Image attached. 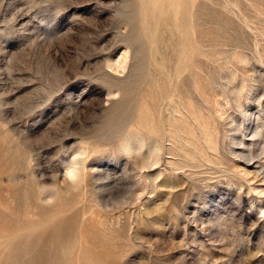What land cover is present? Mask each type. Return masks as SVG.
<instances>
[{"label": "rangeland", "instance_id": "obj_1", "mask_svg": "<svg viewBox=\"0 0 264 264\" xmlns=\"http://www.w3.org/2000/svg\"><path fill=\"white\" fill-rule=\"evenodd\" d=\"M145 1L0 0V264L47 226L32 192L113 264H264V0Z\"/></svg>", "mask_w": 264, "mask_h": 264}, {"label": "bare ground", "instance_id": "obj_2", "mask_svg": "<svg viewBox=\"0 0 264 264\" xmlns=\"http://www.w3.org/2000/svg\"><path fill=\"white\" fill-rule=\"evenodd\" d=\"M165 0H146L145 1V15L148 18V21L153 20L156 18L159 8L161 5L164 4ZM170 2H175L176 0H168ZM187 18V17H186ZM190 18V17H189ZM161 20V19H160ZM182 21V20H181ZM195 22V21H194ZM185 24V23H184ZM184 24H178L175 22L174 19H168L166 21V30L162 33L163 39H168L169 41H173V55L175 57L174 62L172 64L173 67L179 68L183 53L186 51V48L184 47L186 43V25ZM190 24V23H189ZM188 24V25H189ZM187 25V26H188ZM194 27V25H192ZM195 28V27H194ZM151 29H153L151 27ZM157 31V30H156ZM161 33V32H160ZM159 36V35H158ZM161 36V34H160ZM186 37V38H185ZM163 42V41H162ZM165 44V42H163ZM154 44V42H153ZM170 45V44H169ZM171 46V45H170ZM171 46V47H172ZM182 46V48H181ZM193 46V45H192ZM191 46V47H192ZM195 46V45H194ZM154 47V46H153ZM190 47V46H189ZM160 48V47H159ZM163 48V47H162ZM157 49V48H156ZM161 49V48H160ZM203 50V49H202ZM194 51V50H193ZM162 52V50H161ZM207 53V52H206ZM162 54H165L164 52ZM194 54V53H193ZM195 54H197L195 52ZM154 55V54H153ZM206 55V54H205ZM166 56V54H165ZM168 56V55H167ZM195 56V55H194ZM193 56V60L194 57ZM167 58V57H166ZM197 58V57H196ZM195 58V59H196ZM145 59V58H144ZM160 61L163 62V59L160 57ZM195 61V60H194ZM196 62V61H195ZM198 64V63H197ZM170 65V64H169ZM171 73V72H170ZM185 78V77H184ZM187 79V78H186ZM124 88V87H123ZM139 97H137L138 99ZM185 101V100H184ZM160 102V101H159ZM184 103V102H183ZM145 104V103H144ZM176 104V103H175ZM177 105V104H176ZM188 105V104H187ZM186 105V106H187ZM190 105V104H189ZM193 105V104H192ZM185 106V105H184ZM189 108V107H188ZM188 110V109H187ZM178 114V113H177ZM230 118V117H229ZM228 119V118H227ZM182 123V122H181ZM236 129V128H235ZM157 130V129H156ZM154 131V130H153ZM149 132V131H148ZM154 134V133H153ZM157 136V135H156ZM159 136V135H158ZM2 141V140H1ZM2 151V149H1ZM80 153V152H79ZM25 154V153H24ZM20 156V155H19ZM152 157V156H150ZM8 158V157H6ZM10 158V157H9ZM12 160V159H10ZM16 163V162H15ZM13 163V164H15ZM11 164V163H10ZM87 161H84L83 159L72 161L70 166L66 170V175L69 176V178L73 179L74 177H79V179H75L73 182L68 184L65 188L67 189H73L75 186L79 187L78 185H81L80 182L82 181V184L84 185V180L88 176L93 177L95 171L92 169V166L87 167ZM25 165V164H23ZM17 166V165H16ZM106 172V171H105ZM94 180V179H93ZM96 183V182H95ZM82 185V186H83ZM88 186V185H87ZM96 186V185H95ZM76 187V188H77ZM85 187V186H83ZM87 189V188H85ZM92 189V188H91ZM75 190V189H74ZM77 190V189H76ZM83 190V189H82ZM67 192L65 195L59 194V197H63L64 200L66 199V202L64 204V208L60 210V212L67 211L66 210V204L70 203L73 196H70V192ZM84 193V192H83ZM28 194V193H27ZM29 197L34 201L32 204L33 209L35 212L39 215L37 216L42 217L45 215L44 218H42L40 221L47 223V226H45L44 231L34 234L30 240L28 241L27 246L30 247V252L32 253L31 258L27 260L19 261V264H113V262L109 259V256L107 254V251L103 248V246H98L97 240L100 241V235L98 234V229H95L94 227H91L86 224L84 221L85 217H81L80 224L78 226H75L76 223V214L71 213L68 217L63 218L55 223L48 224L49 219L55 215V212L52 208H47L46 205H40L38 204L34 199V194L29 193ZM46 195V194H45ZM57 195V194H56ZM39 196V195H38ZM48 196V195H47ZM56 197V196H55ZM61 197V198H62ZM74 198V197H73ZM80 198H82L80 196ZM84 198V197H83ZM70 200V201H69ZM85 200V199H84ZM97 200V199H96ZM20 201V200H19ZM81 201V199H80ZM83 201V200H82ZM22 202V201H21ZM84 202V201H83ZM16 203V202H15ZM24 203V202H22ZM93 203V202H91ZM80 205V204H79ZM87 205V203H86ZM94 205V204H92ZM59 206V205H58ZM82 206V205H81ZM97 206V205H96ZM16 207V206H15ZM53 207V206H52ZM57 207V206H56ZM93 207V206H91ZM61 208V207H60ZM99 208V207H98ZM73 209V208H72ZM71 209V210H72ZM75 209V208H74ZM95 209V208H94ZM93 209V210H94ZM111 209V207H110ZM69 210V211H71ZM82 210V209H81ZM90 210V209H88ZM96 210V209H95ZM82 212V211H81ZM89 212V211H88ZM92 212V211H91ZM99 212V211H98ZM84 214V213H83ZM90 214V213H89ZM98 214V213H97ZM96 214V215H97ZM85 215V214H84ZM95 215V217H96ZM108 217V214H106ZM113 216L112 214H110ZM64 216V215H63ZM82 216V215H81ZM100 217L99 215H97ZM105 216V215H104ZM90 217H92L90 215ZM101 218V217H100ZM113 218V217H111ZM88 219V218H87ZM98 219V218H96ZM95 219V220H96ZM108 219V218H107ZM25 220V219H24ZM34 221V220H33ZM90 221V219H89ZM102 221V220H101ZM112 221V220H111ZM118 221V220H117ZM23 222V221H22ZM40 222V223H41ZM85 222V223H84ZM92 222V221H91ZM104 222V221H103ZM103 222H97L96 224H103ZM112 221V225H113ZM31 223V222H30ZM29 223V224H30ZM34 223V222H33ZM37 223H39L37 221ZM21 224V221H20ZM24 224V223H23ZM32 224V223H31ZM42 224V223H41ZM40 225V224H39ZM38 225V226H39ZM91 225V224H90ZM104 225V224H103ZM102 225V226H103ZM111 225V226H112ZM44 226V225H42ZM96 226V225H95ZM106 226V225H105ZM114 226V225H113ZM36 227V226H35ZM100 227V226H99ZM109 227V226H108ZM107 227V228H108ZM36 229V228H35ZM103 230V229H102ZM110 229H108L109 231ZM101 231V230H100ZM103 232V231H102ZM105 232V231H104ZM103 232V233H104ZM107 232V231H106ZM108 234V233H107ZM108 236V235H106ZM111 238V235H109ZM104 238V237H103ZM107 238V237H105ZM102 239V237H101ZM114 241V240H113ZM106 242V241H105ZM108 242V241H107ZM110 242V241H109ZM101 243V242H100ZM105 244V243H104ZM112 244V243H111ZM110 245V244H109ZM110 249H114L110 248ZM15 252V251H14ZM114 252V251H113ZM18 253V252H17ZM17 255V254H16ZM21 256V255H20ZM19 257V256H18ZM22 257V256H21ZM13 259V258H12Z\"/></svg>", "mask_w": 264, "mask_h": 264}]
</instances>
